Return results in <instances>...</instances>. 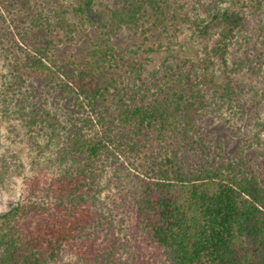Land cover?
<instances>
[{"label":"trees","instance_id":"obj_1","mask_svg":"<svg viewBox=\"0 0 264 264\" xmlns=\"http://www.w3.org/2000/svg\"><path fill=\"white\" fill-rule=\"evenodd\" d=\"M63 1L47 13L31 0H0V106L6 113L13 104L28 139L42 133L55 146L58 171L29 179L24 196L0 213V264H58L67 252L82 264H264V147L257 158L222 136L232 123L223 109L232 119L248 114L234 99L237 71L225 57L247 17L211 5L196 28L203 39L217 33L213 56L166 50L149 70L159 46L138 47L145 59L125 61L112 38L165 30L168 0ZM73 33L86 38L81 52H61ZM252 50L247 63L262 64V51ZM255 126L260 146L264 121ZM111 163L134 181L120 191V218L100 200Z\"/></svg>","mask_w":264,"mask_h":264},{"label":"rangeland","instance_id":"obj_2","mask_svg":"<svg viewBox=\"0 0 264 264\" xmlns=\"http://www.w3.org/2000/svg\"><path fill=\"white\" fill-rule=\"evenodd\" d=\"M54 1L61 4L66 3L63 0H31V5L33 8H43L48 13L50 8L56 5ZM256 1L259 2L260 9L255 7ZM168 3L170 8L168 9L166 29L151 28L144 34L140 31L129 30L118 33L112 38V44L117 49L118 55L123 56L125 61L132 57L143 60L146 55L142 54L138 47L144 46L153 49L159 46L161 49L158 52L148 56L150 62H148L147 68L149 70L160 65L166 50L174 56H184L192 60L202 61L213 56L210 49L219 40L214 30H211L210 35L203 39L196 28V25L201 26L199 20L205 19L210 14L211 5L217 4L222 8H231L246 16L245 28L228 46L225 57L227 69L235 68L237 71L233 75V80L236 83L234 99L237 97L236 101H239V104L246 105L248 114H245L242 120H239L237 116L232 119L231 113L223 109L224 120H221L228 121L231 119L232 123L229 125L223 123V125L221 120L216 123L218 126H224L225 133L222 136L226 137L228 146L234 149L236 147L245 149L251 146L246 153L253 152L254 156L259 158L258 153H262L264 147V132L258 136L260 146L255 144L253 134L258 128L255 123L264 121V47L260 43L264 35V0H168ZM4 13L6 14L5 11ZM3 16L5 17L4 14ZM73 36L75 37L73 44L60 46L61 52L72 51L76 54L81 52L80 48L85 44L86 38L77 33H73ZM246 40L250 42L249 46L245 43ZM255 45L263 53L261 56L263 62L260 65L256 61L252 64L246 61V57L250 60L253 59L252 46ZM246 49L249 54L244 52ZM213 61L217 63L215 58ZM4 63L5 60L0 56V83L3 79L2 76L7 75V67ZM251 65L255 70H249ZM255 101H259V106L252 109V104ZM53 106V100H49L48 107L53 109ZM7 108L5 113L3 107L0 106V213L6 211L9 202L18 201L24 196L29 179L36 177L41 182L48 181L58 173L56 164L54 166L50 162L55 159L54 152H52L55 146L47 147L46 137L42 133L33 135V139H28L29 131L24 126V122L13 114V104L8 103ZM234 110L237 109L234 108ZM64 111H66L65 106L61 105L60 114ZM62 118L60 117L61 120ZM235 125L238 126V129H235ZM231 130H234L236 135L231 134ZM37 145L42 151L38 150ZM114 169L115 166L111 163L103 179L102 184L105 186L100 200L106 215L111 214L120 218L121 212L117 207L120 203L119 194L122 193L120 191L121 189L128 190L134 181L123 179L125 172H114ZM117 177L118 180H115ZM124 221L126 219L122 223L117 219L116 225L126 228L131 224ZM101 240L99 241L102 242ZM58 264L82 263L77 260L74 253L67 252Z\"/></svg>","mask_w":264,"mask_h":264}]
</instances>
